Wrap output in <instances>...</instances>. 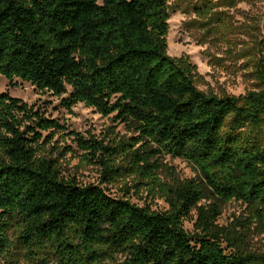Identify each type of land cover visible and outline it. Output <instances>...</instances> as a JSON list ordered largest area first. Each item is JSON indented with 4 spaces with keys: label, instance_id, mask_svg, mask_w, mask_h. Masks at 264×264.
<instances>
[{
    "label": "trees",
    "instance_id": "1",
    "mask_svg": "<svg viewBox=\"0 0 264 264\" xmlns=\"http://www.w3.org/2000/svg\"><path fill=\"white\" fill-rule=\"evenodd\" d=\"M256 0H198L219 32L214 7ZM168 0H0V75L113 115L135 135L99 139L70 131L99 182L65 175L68 147L49 136L67 127L9 91L0 93V257L31 264H264V40L258 89L235 96L198 87L187 57L168 53ZM69 87L72 91L68 94ZM198 175L160 180V157ZM125 176L157 192V211L107 187ZM138 186V185H137ZM144 188V187H140ZM245 210L227 225L223 205ZM193 222V230L185 222Z\"/></svg>",
    "mask_w": 264,
    "mask_h": 264
},
{
    "label": "rangeland",
    "instance_id": "2",
    "mask_svg": "<svg viewBox=\"0 0 264 264\" xmlns=\"http://www.w3.org/2000/svg\"><path fill=\"white\" fill-rule=\"evenodd\" d=\"M198 0H168L171 7L169 32L167 36L168 53L172 57H187L196 65L201 78L198 87L204 91L218 95L230 94L240 96L249 90L258 89V83L253 74L256 49L264 40V0L254 2L241 1L235 6L214 7L220 11V22L226 25L224 32H219L214 24L205 22L194 10ZM264 55V51H263ZM15 86L0 75V93L9 91L29 104L44 106L47 116L58 120L67 127L66 132L50 134V148H72L61 158L65 175L76 176L83 184L99 182V168L81 162L74 137L68 132L75 131L84 136L95 135L99 139L128 140L135 135L121 122L114 121L113 115L104 116L94 108L78 103L71 109L61 104V99L49 92L40 91L30 82L21 79L14 80ZM72 88L69 87L68 94ZM162 167L158 172L160 180L170 182L173 178L187 179L198 175L195 168L181 158L168 155L160 157ZM136 176L121 177L107 187V192L113 196L122 197L127 189L129 198L141 205L150 206L157 211L168 208L167 202L157 192L149 191L146 186L137 184ZM138 185V186H137ZM144 187V188H140ZM245 210L239 201L231 200L223 205L219 218L221 225H227ZM185 228L193 230V222L186 221ZM259 246L264 243V236L255 239ZM0 264H31L23 259L12 261L8 257H0ZM55 264V263H51Z\"/></svg>",
    "mask_w": 264,
    "mask_h": 264
}]
</instances>
